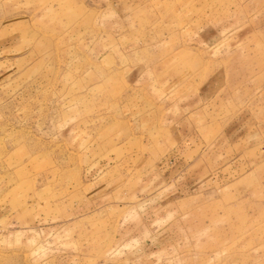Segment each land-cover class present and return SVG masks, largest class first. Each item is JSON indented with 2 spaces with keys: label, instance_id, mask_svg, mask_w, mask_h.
Returning a JSON list of instances; mask_svg holds the SVG:
<instances>
[{
  "label": "rangeland",
  "instance_id": "374dc122",
  "mask_svg": "<svg viewBox=\"0 0 264 264\" xmlns=\"http://www.w3.org/2000/svg\"><path fill=\"white\" fill-rule=\"evenodd\" d=\"M0 264H264V0H0Z\"/></svg>",
  "mask_w": 264,
  "mask_h": 264
}]
</instances>
